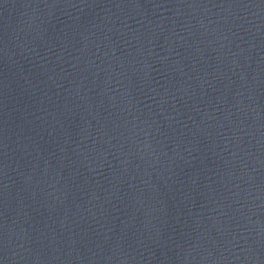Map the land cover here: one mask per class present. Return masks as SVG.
<instances>
[{
    "label": "water",
    "instance_id": "water-1",
    "mask_svg": "<svg viewBox=\"0 0 264 264\" xmlns=\"http://www.w3.org/2000/svg\"><path fill=\"white\" fill-rule=\"evenodd\" d=\"M0 264H264V0H0Z\"/></svg>",
    "mask_w": 264,
    "mask_h": 264
}]
</instances>
